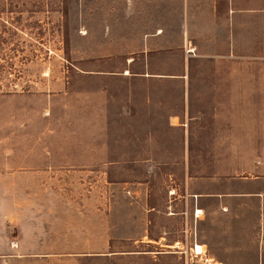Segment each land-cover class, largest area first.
<instances>
[{"label": "rangeland", "instance_id": "374dc122", "mask_svg": "<svg viewBox=\"0 0 264 264\" xmlns=\"http://www.w3.org/2000/svg\"><path fill=\"white\" fill-rule=\"evenodd\" d=\"M261 192L264 0H0V264H264Z\"/></svg>", "mask_w": 264, "mask_h": 264}, {"label": "crops", "instance_id": "0c3cea01", "mask_svg": "<svg viewBox=\"0 0 264 264\" xmlns=\"http://www.w3.org/2000/svg\"><path fill=\"white\" fill-rule=\"evenodd\" d=\"M246 179H250V178H246ZM257 179L259 178H256V177L252 178V180H257ZM261 193L264 194V192H261ZM252 195L253 194H231V195H219V196H216L215 198H217V200L221 202L223 198L229 197V196L245 198V197L252 196ZM256 195L260 196V194H256ZM223 210H225V208H223ZM193 216H194V213H193ZM199 217L197 218L199 219ZM174 252L179 253L177 252V250ZM172 253L164 250V252H161V253H148V252H142V251H139V252L135 251L132 253H128L125 256H121V257L118 256L119 254L115 252H111V253L102 252V253H98L97 255L98 257H111L113 260H115L113 264H175L174 263L175 259L171 256Z\"/></svg>", "mask_w": 264, "mask_h": 264}, {"label": "built area", "instance_id": "2783aa9c", "mask_svg": "<svg viewBox=\"0 0 264 264\" xmlns=\"http://www.w3.org/2000/svg\"><path fill=\"white\" fill-rule=\"evenodd\" d=\"M200 214H201V210H198V209H195V210H194V217H195V218L199 217ZM194 247H196V246H194ZM200 247H201V246H200ZM177 248H178V249H177V252H179V253H183L182 250H179V247H177ZM194 255L197 256L198 254L194 253ZM199 256H201V254H199Z\"/></svg>", "mask_w": 264, "mask_h": 264}, {"label": "bare ground", "instance_id": "6f19581e", "mask_svg": "<svg viewBox=\"0 0 264 264\" xmlns=\"http://www.w3.org/2000/svg\"><path fill=\"white\" fill-rule=\"evenodd\" d=\"M176 247V246H175ZM192 251L194 252V253H196V254H202L203 253V250H202V248L199 246V245H196V247L195 248H192ZM208 261V260H207ZM206 261V262H207ZM211 261V260H210Z\"/></svg>", "mask_w": 264, "mask_h": 264}]
</instances>
